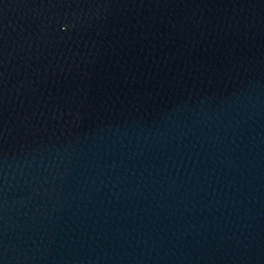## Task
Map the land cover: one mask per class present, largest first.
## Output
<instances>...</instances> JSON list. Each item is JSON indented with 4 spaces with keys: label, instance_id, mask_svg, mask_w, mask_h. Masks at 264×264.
Segmentation results:
<instances>
[{
    "label": "water",
    "instance_id": "water-1",
    "mask_svg": "<svg viewBox=\"0 0 264 264\" xmlns=\"http://www.w3.org/2000/svg\"><path fill=\"white\" fill-rule=\"evenodd\" d=\"M0 264H264V0H0Z\"/></svg>",
    "mask_w": 264,
    "mask_h": 264
}]
</instances>
